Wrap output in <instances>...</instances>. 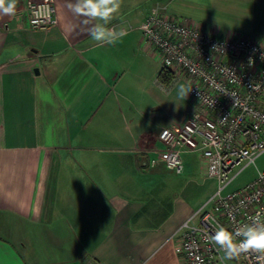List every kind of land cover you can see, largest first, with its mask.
Returning a JSON list of instances; mask_svg holds the SVG:
<instances>
[{"label":"crops","instance_id":"crops-1","mask_svg":"<svg viewBox=\"0 0 264 264\" xmlns=\"http://www.w3.org/2000/svg\"><path fill=\"white\" fill-rule=\"evenodd\" d=\"M155 1L122 0L108 27L127 35L103 47L74 0H54L47 29L28 26L26 0L0 15V264H185L177 230L217 181L197 151L181 173L149 165L157 132L196 106L166 101L159 86L186 76L161 82L160 58L128 29ZM167 12L264 42V0H169Z\"/></svg>","mask_w":264,"mask_h":264},{"label":"built area","instance_id":"built-area-1","mask_svg":"<svg viewBox=\"0 0 264 264\" xmlns=\"http://www.w3.org/2000/svg\"><path fill=\"white\" fill-rule=\"evenodd\" d=\"M167 8V3L156 0L141 23L128 24V29H139L143 48L160 58V70L169 72L173 81L186 76L193 86L188 97L196 106L183 121L161 127L148 161L181 173L183 152L197 151L204 158L206 174L217 186L190 217L196 221L179 226L176 251L185 264H219L222 253L207 236L218 226L234 231L264 211V175L257 171L243 186L222 194L264 152V60L260 58L264 48L248 35L209 33L187 24L172 17ZM25 9L31 29L57 25L54 0H26ZM227 262L260 264L253 253Z\"/></svg>","mask_w":264,"mask_h":264},{"label":"clouds","instance_id":"clouds-1","mask_svg":"<svg viewBox=\"0 0 264 264\" xmlns=\"http://www.w3.org/2000/svg\"><path fill=\"white\" fill-rule=\"evenodd\" d=\"M18 0H0V15L14 16L16 14ZM122 5V0H74L67 5L69 11L76 17H83L82 23L88 28V35L101 47L104 45H114L126 37L124 30L117 31L108 27L115 14H117ZM95 21V23H92ZM264 48V43L261 44ZM261 60H264V53L261 54ZM254 61L250 58L249 65ZM191 83L175 82L174 87L168 88L163 85L159 90L164 96L174 97L171 101L177 108L181 102L187 99L192 91ZM260 173L259 168L256 169ZM207 241L211 243L218 253L219 264H225L226 261L233 260L242 254L253 253L256 255L260 264H264V211L257 212L249 217V221L234 231H230L224 226H218L215 232L207 236Z\"/></svg>","mask_w":264,"mask_h":264},{"label":"rangeland","instance_id":"rangeland-1","mask_svg":"<svg viewBox=\"0 0 264 264\" xmlns=\"http://www.w3.org/2000/svg\"><path fill=\"white\" fill-rule=\"evenodd\" d=\"M162 2L167 3V6H168L169 0L168 1H162ZM183 21H185V20H183ZM262 43H264V42H262ZM148 60H149V67L150 68L152 66L153 67H156V64L154 62H152L151 58H148ZM149 73L151 75V72L150 71H149ZM238 168H239L238 165L235 166L234 169L232 170V173L235 172ZM257 168L264 169V152H262L260 155H258L256 157V159L254 160V163L253 164H250V165L245 166L237 174V176L222 190V194H225V193H228V192H230L232 190H235V189L243 186L244 184H246L251 179H253V177L256 174V169ZM227 264H231V263L230 262H227Z\"/></svg>","mask_w":264,"mask_h":264},{"label":"trees","instance_id":"trees-1","mask_svg":"<svg viewBox=\"0 0 264 264\" xmlns=\"http://www.w3.org/2000/svg\"><path fill=\"white\" fill-rule=\"evenodd\" d=\"M158 79L163 82L164 84H169L172 82V76L169 72L167 71H162L160 70L157 74Z\"/></svg>","mask_w":264,"mask_h":264},{"label":"water","instance_id":"water-1","mask_svg":"<svg viewBox=\"0 0 264 264\" xmlns=\"http://www.w3.org/2000/svg\"><path fill=\"white\" fill-rule=\"evenodd\" d=\"M34 72H35V73H38V69L35 68V69H34Z\"/></svg>","mask_w":264,"mask_h":264}]
</instances>
